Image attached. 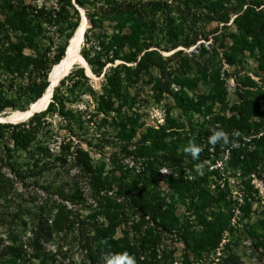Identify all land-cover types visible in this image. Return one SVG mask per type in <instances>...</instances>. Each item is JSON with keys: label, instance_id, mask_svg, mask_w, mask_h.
I'll return each instance as SVG.
<instances>
[{"label": "rangeland", "instance_id": "1", "mask_svg": "<svg viewBox=\"0 0 264 264\" xmlns=\"http://www.w3.org/2000/svg\"><path fill=\"white\" fill-rule=\"evenodd\" d=\"M23 1L48 9L56 5V0ZM4 5L0 0V18H3ZM77 9L81 22L84 10ZM235 16L231 15L225 26L216 22L196 24L195 30L211 37L209 41L203 38L198 41L205 50H197L198 45L185 48L180 44L176 48L196 53L204 63L211 57L208 44L213 35H218L217 42L223 47L214 59L216 66L212 68L215 69L205 62L208 72H198L195 67L185 65L181 57L166 63L165 75L158 68L148 67L138 81L129 86V100L108 103L106 109L99 97L105 91L104 69L100 76L93 73L94 67L81 52L83 38L79 54L90 72L80 64L71 65L68 71L81 67L87 78L80 79L69 91L65 109L52 113L37 136L32 134L28 151L13 147L10 142L9 154L24 170L28 156L36 152L33 150L38 145L49 147L52 156L60 161L68 153L89 151L96 167L93 177L103 179L120 176L126 169L138 176L145 167L142 164L149 163L153 179L148 184L141 180L138 185L139 190L143 187L142 194L139 193L143 195L141 206L157 202L156 199L147 201L150 196L160 199L167 222L165 224L163 217L154 220L151 216H142L138 203L121 202L114 186L110 188L104 180L91 185L87 175L75 168L57 167L42 176L22 172L19 179L14 177L15 173L11 175L1 168V174L4 173L1 176L14 177L15 181L10 188L0 189V264H15L10 255L14 250H22L28 258L38 254L39 257L30 258V264H102V257L109 249L128 253L136 264H224L225 259L235 257L240 264H264V163L261 159L255 166L244 163L229 150L216 154L206 149L203 134L212 130L217 118H230L249 135L264 133V36L252 37L247 26H235L232 22ZM1 26L3 36L9 34L13 42L24 37L14 23L3 22ZM89 26L87 20L86 28ZM56 27L47 26L48 35L38 43L39 51L24 48L22 54L30 61L22 71H9L0 62V116L28 108L32 101L26 100L23 92L30 80L28 76H34L44 61L47 66L40 69L51 70L55 64H51L52 57L62 49L65 54L78 26L63 34H59ZM102 27L106 40L118 28L113 21H105ZM84 31L85 27L83 34ZM228 34H233L234 39L225 38ZM97 44V41L92 42V53L101 48ZM176 49L162 53L168 56ZM121 61L120 57L115 58L107 65ZM166 74L169 76L164 77ZM161 80L167 84V89H163ZM22 104L24 110L19 108ZM29 118L10 123H27ZM4 123L0 121V126ZM2 128L5 134L10 131ZM114 128L116 131L125 129L128 137L112 139ZM159 131L165 132L168 150L172 149V144L176 146L173 153L179 158L176 162L161 166L165 160L158 157L159 163L154 162L156 153L141 159L124 153L122 147L133 142L134 148L142 133L153 136ZM5 138L0 137V158H5ZM98 142L109 146L92 149ZM192 142L202 148L195 160L184 152ZM259 150L264 159V146ZM198 167L203 169V175L197 172ZM197 175L206 179L204 188L210 197H215L211 202L198 198L192 189L184 190L182 185L181 189L174 188L177 182ZM66 194L69 198L61 197ZM220 216H227L229 222L218 246L210 251L199 250L193 240L199 242L214 219ZM34 231L41 233L40 252L27 244ZM212 257L215 259L211 261Z\"/></svg>", "mask_w": 264, "mask_h": 264}, {"label": "trees", "instance_id": "2", "mask_svg": "<svg viewBox=\"0 0 264 264\" xmlns=\"http://www.w3.org/2000/svg\"><path fill=\"white\" fill-rule=\"evenodd\" d=\"M3 1L5 5L2 10L3 18H0V28L3 22L9 24L14 23L17 26L16 30L24 35L23 38H17L13 42L9 34L3 36V28L0 31V56L3 57V60L0 62L6 69L13 72L22 71L29 64L30 58L22 54L24 48L35 51L40 50L41 40L48 35L47 26H57L56 29L59 34H63L66 30H73L80 22V14L77 7L84 10V15L90 23V26L88 28L85 27L81 52L84 59L94 67L92 71L96 76H100L102 69H104L102 77L104 78L103 88L105 91L99 94V97L103 101L105 109L108 103H126L130 98L129 86L138 81L141 73L146 68H158L165 75L167 71L165 65L173 58L181 57L188 67H195L198 72L207 73L206 61L201 63L199 55L191 51L186 52L184 49H176L182 44L185 48L198 45L196 46L197 50H200V48L201 50H205L203 43H199L198 41L201 38L209 41L211 37L207 33L195 30L198 22L201 24L208 22L223 23L225 26L230 16L236 15L232 21L235 26H247L252 37L264 36V0H56L55 7L51 9H48L44 5L25 4L23 0ZM105 21H113L118 27L111 34L109 40H106L107 38L104 36L102 27ZM7 30L5 28L6 33ZM159 33H161V36H159ZM227 37L231 40L232 38L234 39L233 34H228L225 38ZM218 40V35H213V40L208 44L211 57L206 63L211 69H215L212 68L213 65L216 66L214 59L220 55L221 52L219 49L223 47L221 43L217 42ZM94 41H97L98 48H101L92 53L90 49L93 47L92 42ZM39 42L40 44H38ZM171 49L176 50L168 56L162 53L163 50L167 51ZM103 50L105 51L104 53ZM63 53L62 49L57 54H54L51 64L59 61L63 57ZM40 57L43 56L41 55ZM119 57L122 60L121 62L107 65V63H112L115 58ZM45 62L41 63V67H38V71L34 76H28L30 80L25 84L23 91L28 101L33 102L37 100L48 86L47 77L50 70H41L47 66ZM167 76L169 75L166 74L164 77ZM82 78L86 79L87 77L81 67L70 71L54 89L51 101L45 110L32 115L27 123H4L0 126V137H6V143L4 144L6 153H4L5 158H0V162L2 163L0 169H7L11 175L15 173L14 177L19 179L23 176L22 172H32L35 175L42 176L54 169L56 170L57 167L67 169L75 168L79 172L87 175L88 183L91 185L98 182L102 183L104 180L103 183H109L110 188L115 187V192L118 194L121 202L129 200L141 206L140 198L143 195L139 193H141V190L143 191V187L139 190L138 185L141 180H144L146 182L145 184H148L153 179H151L153 175L150 173L152 169L149 163L142 164L145 167L141 168L138 176L130 174L128 169H126L120 172V176H109L103 179L101 177H93L96 167L93 165L89 151L83 153L79 150L75 153H68L60 161L52 156L49 147L38 145L33 150L36 152L28 156L24 170L22 169L23 166L9 154L10 147L8 144L10 142H12L13 147L28 151L27 148L31 142L32 134L37 136L40 128L43 125L45 126L44 123L47 117L52 113L57 110L61 112L65 109L69 91L80 83V79ZM160 82L163 89H167V84L162 80ZM21 89L22 86L17 90L20 92ZM19 108L24 110L25 106L22 104ZM217 126L230 134L231 143L227 146L217 144L213 147L208 143V137L212 132L211 130H207L203 133L206 149H212L216 154L229 150L232 156L253 166L258 164L259 159L264 163V159H262L259 150L260 147L264 146V133L258 136L249 135L242 128L235 125L230 118H217L216 122L213 123V128ZM2 127L10 131L5 134ZM79 128L81 129L82 127ZM119 130L116 131L114 128L115 134L110 136L112 134L110 132L109 136L117 140L128 137V135L125 136V129ZM235 131L240 133L239 137L231 135ZM157 133L153 136L152 134L146 136L142 133L138 141L135 142L134 148H132L133 142H130L125 148L122 147L124 153L135 159L149 157L152 153H156L154 162L158 164L160 161L159 158L165 160V164L162 163L160 164L161 166H167V162H176L179 159L173 154L176 146L172 144V149L168 150L166 148L165 132L163 134L160 131ZM232 144L236 146L233 147ZM105 146L109 145L98 142L92 149L99 148L102 150ZM2 174L4 173L2 172ZM13 178L1 176L0 189L10 188L11 184L15 181ZM205 181L206 179L203 176L199 177L197 175L191 180L177 182L178 185H175L174 188L181 189L183 187L186 191L192 189V193L198 198L211 202L215 197H210L207 194L208 190L204 188ZM69 196V194H66L61 197L66 199ZM153 197L155 196H150L147 201L156 199L157 202L155 204L141 206L142 210L139 212L142 216L148 215L154 220L163 217V221L166 224L168 217L162 209L163 204L159 203L160 199ZM228 220L227 216L215 218L214 223L207 228L208 230L204 232L199 242L193 240V243L195 245L198 244V247H200L199 250L210 251L215 249L220 242L223 229L228 225ZM39 235H41L39 231H34L27 241L30 249L36 252H40L42 249L39 243ZM115 251L109 249L106 250L105 254L109 252L115 253ZM10 255L11 260L15 264H30V258L39 257L38 254H35V256L31 255L28 258L22 250H14ZM197 255H202V253H198ZM219 258L223 260V258ZM0 259H2L1 255ZM213 259L215 257H212L211 261ZM225 260L226 262L224 264H240L236 257L231 260Z\"/></svg>", "mask_w": 264, "mask_h": 264}, {"label": "bare ground", "instance_id": "3", "mask_svg": "<svg viewBox=\"0 0 264 264\" xmlns=\"http://www.w3.org/2000/svg\"><path fill=\"white\" fill-rule=\"evenodd\" d=\"M83 13V12H82ZM86 27V19L84 16L82 17L81 22L78 27L75 29L74 34L65 49V54L63 57L57 61L51 68L49 72L50 82L53 84L58 80L66 76L69 73V67L71 65L80 64L86 67L87 72L89 73V69L85 60L79 54V48L83 40V30ZM51 86L47 88L43 94L35 101H33L24 111H14L7 114L6 116H0V121L3 122H15V121H23L28 117H31V114L35 111H43L42 109L48 104L51 99ZM45 110V109H44Z\"/></svg>", "mask_w": 264, "mask_h": 264}, {"label": "clouds", "instance_id": "4", "mask_svg": "<svg viewBox=\"0 0 264 264\" xmlns=\"http://www.w3.org/2000/svg\"><path fill=\"white\" fill-rule=\"evenodd\" d=\"M212 134L208 137V143L213 147L217 144L222 146H227L231 143L230 134L217 126L211 130ZM234 137H239L240 133L235 131L231 134ZM235 147V144H232ZM202 151V148L197 146L194 142L190 143L184 148V152L190 155L194 160L199 158V154ZM197 172L200 175H203V169L197 168ZM102 264H136L135 258L129 255L128 253H106L102 257Z\"/></svg>", "mask_w": 264, "mask_h": 264}, {"label": "water", "instance_id": "5", "mask_svg": "<svg viewBox=\"0 0 264 264\" xmlns=\"http://www.w3.org/2000/svg\"><path fill=\"white\" fill-rule=\"evenodd\" d=\"M84 16V18L86 19V17H85V15H84V13L82 14V17ZM86 22H87V19H86ZM83 38H84V34H83ZM192 50V49H191ZM67 75V74H66ZM62 79V78H61ZM61 79L60 80H58L56 83H52V82H50V78H49V74H48V77H47V81H48V86L46 87V89L47 88H49L50 86H51V94L53 95V91H54V89L58 86V84H59V82L61 81ZM45 89V90H46ZM52 97V96H51ZM50 101H51V99H50ZM49 101V102H50ZM49 102H48V104H49ZM48 104L45 106V108H43L42 110H44V109H46V107L48 106ZM28 107H31V105H29ZM41 111V110H40ZM39 111H35V112H33L32 114H31V116L32 115H34L35 113H38ZM5 123H8V122H5ZM10 123V122H9Z\"/></svg>", "mask_w": 264, "mask_h": 264}]
</instances>
